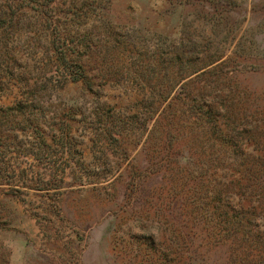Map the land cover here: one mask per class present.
I'll use <instances>...</instances> for the list:
<instances>
[{
  "label": "rangeland",
  "instance_id": "rangeland-1",
  "mask_svg": "<svg viewBox=\"0 0 264 264\" xmlns=\"http://www.w3.org/2000/svg\"><path fill=\"white\" fill-rule=\"evenodd\" d=\"M60 39L89 84L53 63ZM175 48L234 73L201 85H216L205 93L235 114L229 133L243 141L238 156L250 155L246 131L264 121V0H0V264H175L173 195L186 196L192 164L174 158L185 144L163 163V138H148L169 60L190 55ZM222 176L199 185L200 200L214 198L212 226ZM261 199L253 255L241 262L230 241L206 237L200 264H264Z\"/></svg>",
  "mask_w": 264,
  "mask_h": 264
},
{
  "label": "trees",
  "instance_id": "trees-1",
  "mask_svg": "<svg viewBox=\"0 0 264 264\" xmlns=\"http://www.w3.org/2000/svg\"><path fill=\"white\" fill-rule=\"evenodd\" d=\"M59 42L61 47L56 49L60 58L53 62L59 72L66 81L89 84L86 66L69 57L75 51L71 49L72 45L65 39H60ZM192 50L175 48L172 51L176 56H185L187 53L190 55L183 64L180 62L183 58L180 57L169 60L166 69L167 72L170 71L171 78L165 86L169 94L165 97L160 94L158 97L159 110L162 104L166 105L156 119L155 128L148 135L150 141L156 137L160 140L163 138L162 150L168 154L166 158L165 154L161 156L163 163L171 160L170 146L177 149L180 144H185L182 150L175 151L174 158L180 154L185 162L190 160L189 163L192 164L190 170L186 169L189 173L184 182L190 186L186 196H180L177 191L173 195L175 208L169 227L172 230L174 250L178 252L175 264H200L199 249L206 240L212 241L206 237L213 236L216 244L230 241V256L234 255L244 262L247 255H253L250 254L251 248H256L250 242L251 236L255 235L251 226L257 219L258 206L254 203H262L261 198L264 197V121L246 131L247 142L253 146V150L250 155L240 158L238 155L243 153V141L237 135L229 133L235 131L232 125L235 114L220 113V110L226 108L220 107L218 95L205 93L206 87L214 89L216 85H211V81L203 84V88L201 85L202 79H206L211 73L218 72L227 81L233 79L234 73L224 75L222 66L204 70L214 61H196L198 58L195 60L193 56L196 52ZM32 81H29V87H37L38 82ZM207 97H211V101ZM224 118H232V121ZM216 170L223 173L222 186L225 192L221 191L222 196L218 194L217 198L221 203L217 207L219 222L217 226H212L214 216L208 213V207L214 198L207 195L206 202L200 200L199 185L200 182L208 185L209 178ZM236 195L238 201L234 202ZM210 225L213 228L210 229ZM196 240L201 242L194 247ZM235 242L237 244L233 249ZM236 251L241 253H234Z\"/></svg>",
  "mask_w": 264,
  "mask_h": 264
}]
</instances>
